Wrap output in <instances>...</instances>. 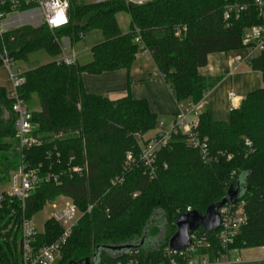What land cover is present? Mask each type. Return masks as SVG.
Returning <instances> with one entry per match:
<instances>
[{
	"label": "trees",
	"instance_id": "trees-1",
	"mask_svg": "<svg viewBox=\"0 0 264 264\" xmlns=\"http://www.w3.org/2000/svg\"><path fill=\"white\" fill-rule=\"evenodd\" d=\"M235 4L248 9L226 18L227 5ZM121 12L130 15L129 31L121 29ZM262 13L264 0H154L143 5L76 0L66 28L52 31L46 24L26 25L5 34L0 50L5 45L15 61H28L40 51L57 58L63 52V38L74 43L92 29L105 36L91 48L93 59L87 64L69 66L54 60L22 73L20 96L28 104L37 96L41 105L33 117L40 145L25 150L23 159L42 174H63L61 184L42 183L35 189L26 215L33 219L61 196L82 212L57 264L86 258L91 264H117L135 249L117 252L106 246H138L144 238V246L136 249L147 260L160 261L175 234L177 218L190 210L205 214L244 173L249 187L243 199L247 222L232 247L242 251L264 248V86L248 94L240 107L231 111L228 122L214 120L208 110L200 114L197 130L208 140L211 162H205L180 134L159 152L155 179L139 168L115 185L113 180L123 175L127 152L137 148L136 135L149 136L155 131L158 116L146 99L128 95L111 100L89 93L83 80L84 74L129 71L137 55L148 51L176 100L200 104L220 81L200 74L208 57L245 49L246 31L264 25ZM251 68L261 74L264 83V51ZM1 106L8 107L13 117L12 122H5L0 111V182L6 183L22 155L17 150L13 161L8 155L16 140V115L5 87H0ZM77 166L86 167L83 174L71 171ZM3 195L0 231L10 223L12 228L5 240L0 235V264H20L21 205ZM90 205L94 208L88 213ZM152 229L155 235H149ZM63 232L54 218L49 219L37 236V246L53 243ZM208 240L210 246L200 252L213 257L220 244L215 234H208Z\"/></svg>",
	"mask_w": 264,
	"mask_h": 264
},
{
	"label": "built area",
	"instance_id": "built-area-1",
	"mask_svg": "<svg viewBox=\"0 0 264 264\" xmlns=\"http://www.w3.org/2000/svg\"><path fill=\"white\" fill-rule=\"evenodd\" d=\"M76 0H0V41L5 34L10 31L9 20L15 15L40 12L42 24H46L50 30L56 31L66 28L70 25V10L73 2ZM87 4H102L105 2H121L126 5H143L154 0H77ZM260 6L262 2H258ZM66 5V6H65ZM246 5H227L226 18H230L232 13L240 15L246 11ZM61 13L66 17V22L62 20ZM264 18V13L261 14ZM85 39V34L80 35ZM138 41L139 38H138ZM63 54L58 59L66 65H75L77 55L73 52ZM245 49L248 51L244 59H236V66L246 63L251 67L252 61L260 56L264 51V25H256L248 29L244 38ZM68 47V46H67ZM68 49H70L68 47ZM0 62L2 66L10 72L12 87L9 91V99L12 101V109L16 115L15 128L16 139L18 140L17 150L22 155V161L19 167L11 173V190L9 197L18 201L21 205V241H20V264H57L62 248L67 243L68 238L77 226L82 212L80 208L70 201L62 212L57 213L53 218L63 229V235L49 245L37 246V236L40 233L35 226L33 219L26 215L28 202L35 189L42 183H62L63 174L48 172L42 174L40 169L29 168L24 161L23 153L37 145H40L39 137L35 134L37 125L33 122L34 111L28 107V103L20 96L19 88L23 85V72L14 73L12 71L16 61L12 58L9 50L3 45L0 50ZM234 72H229L232 76ZM241 98L235 92L230 93L232 107L236 108ZM179 112L175 120L166 125L160 122L158 130L154 135L143 136L136 135L137 148L127 152L124 163L123 175L113 180L115 185L122 184L125 180L124 175L129 172L143 168L145 174L151 179L157 177V158L159 152L166 148L175 136L183 134L187 137L188 145L197 149L205 162H211L210 147L208 140L202 138L198 132L200 122L199 104L192 102H178ZM250 145V143H247ZM86 167L77 166L72 168V172L83 174ZM55 206V205H54ZM94 205L88 207L90 213ZM223 214V225L216 232V238L220 248L213 257L210 254L201 253V248L209 247L208 233L201 234L198 229L192 235V244L190 247L176 251L169 245L165 248L160 261L147 260L144 258L140 249L133 250L128 256L119 260L117 264H261L264 260H245L242 256V250L233 248L235 238L241 228L247 222L244 201L237 204H230L221 210ZM264 249V248H263Z\"/></svg>",
	"mask_w": 264,
	"mask_h": 264
},
{
	"label": "crops",
	"instance_id": "crops-1",
	"mask_svg": "<svg viewBox=\"0 0 264 264\" xmlns=\"http://www.w3.org/2000/svg\"><path fill=\"white\" fill-rule=\"evenodd\" d=\"M40 20L41 14L36 11L13 16L9 20L8 26L10 30L26 24L38 27L42 25ZM65 39L67 46L71 50V46L74 43L71 42L69 37ZM244 50V53H240L239 50L229 53L211 54L208 57L207 66L200 69L202 76L220 79L199 104V111L202 113L208 110L216 121L226 122L230 118L231 111L239 108L246 96L256 90L254 86H257V84L253 83L255 81L253 76L261 74L252 70L246 63L236 66V59H244L247 56L248 51ZM229 72H234V74L230 76ZM83 80L89 93L102 95L111 100H118L128 95L135 99H146L153 112L158 116V122H164L166 125L171 124L179 112L173 89L160 74L155 61L148 51H143V53L137 55L136 61L129 71L118 70L100 75L84 74ZM0 87H5L2 85L1 80ZM5 88L9 90L7 87ZM231 92H235L241 98L236 108L232 107ZM257 259L264 260V258Z\"/></svg>",
	"mask_w": 264,
	"mask_h": 264
},
{
	"label": "rangeland",
	"instance_id": "rangeland-1",
	"mask_svg": "<svg viewBox=\"0 0 264 264\" xmlns=\"http://www.w3.org/2000/svg\"><path fill=\"white\" fill-rule=\"evenodd\" d=\"M88 2H91V0H88ZM118 20L119 24L121 26V29L124 31H129L130 28V22L131 18L130 15L127 12H121L118 14ZM42 23V20H40ZM27 25V24H26ZM26 25H21V26H26ZM40 25V24H39ZM20 26V27H21ZM32 26V25H30ZM34 27V26H33ZM85 39H81L79 41L74 42L72 49H68L67 44H66V39H62V45L64 47V52L65 54H71L75 53L77 55V61L78 64L84 65L87 64L89 61L92 59V52L91 48L105 40L104 33L99 30V29H92L89 30L85 33ZM244 49L240 50V53H244ZM143 52H140L141 54ZM63 54V52H62ZM60 58H53L51 57L46 51H40L37 52L29 57L28 61L24 60H19L16 61L15 65L12 68V71L14 73L20 72H25L29 69H34L40 65L49 63L54 60H58ZM253 80H255L253 83L257 84L255 89H261L264 86L263 80L261 78V75L257 74L253 76ZM0 80L2 81V85L7 87L9 90L12 87L11 79H10V72L7 68L4 66H0ZM257 81V82H256ZM255 90V91H256ZM28 107L31 109V111H39L41 109L40 101L37 96L33 97V100L30 104H28ZM1 115L2 119L5 120V122H12V114L9 110L8 107L1 106ZM160 120V119H159ZM230 118L226 122H228ZM160 121L158 122V124ZM10 124V123H9ZM158 128L153 131L150 135H154L157 132ZM9 141V139L7 140ZM18 140L16 139L13 143L14 146H12L11 151L8 153V155L11 158V161L15 159V153H17V147H18ZM11 190V182L8 181L6 183L0 182V191L2 193L9 194ZM70 199L61 196L59 197L54 204H48L42 211L38 212L37 214L34 215L33 217V222L35 226L37 227L39 232H44L45 230V223L53 218L57 213L62 212L67 203H70ZM55 205V206H54ZM12 224L10 223L9 225H6L3 227V229L0 231V235L2 239H6L7 237L5 234L12 228ZM177 232V227L175 226V233ZM156 230H151L149 235H155ZM21 241V232L19 233V240L18 242ZM20 243V242H19ZM242 255L244 258L247 259H257V258H264V249L263 248H254V249H247L243 250ZM264 264V263H261Z\"/></svg>",
	"mask_w": 264,
	"mask_h": 264
},
{
	"label": "water",
	"instance_id": "water-1",
	"mask_svg": "<svg viewBox=\"0 0 264 264\" xmlns=\"http://www.w3.org/2000/svg\"><path fill=\"white\" fill-rule=\"evenodd\" d=\"M234 180L229 186L226 196L217 203L210 204L205 214H201L197 210H190L180 215L176 220L177 232L171 237L169 246L176 251L190 247L192 244V235L198 229H203L208 234L216 233L223 225V214L221 210L230 204H237L242 201L247 193L249 187L246 183V176H244V182H240V177ZM4 201V195L0 191V208ZM145 238L138 246L134 245H122V246H106L108 250L123 252L130 251L136 248H142L144 246ZM68 264H91L90 258H86L81 261H70Z\"/></svg>",
	"mask_w": 264,
	"mask_h": 264
},
{
	"label": "clouds",
	"instance_id": "clouds-1",
	"mask_svg": "<svg viewBox=\"0 0 264 264\" xmlns=\"http://www.w3.org/2000/svg\"><path fill=\"white\" fill-rule=\"evenodd\" d=\"M66 6V5H65ZM61 19L64 20L66 22V17L63 15V13H61ZM247 173H244L241 177H240V182L243 183L244 182V176H246Z\"/></svg>",
	"mask_w": 264,
	"mask_h": 264
},
{
	"label": "snow or ice",
	"instance_id": "snow-or-ice-1",
	"mask_svg": "<svg viewBox=\"0 0 264 264\" xmlns=\"http://www.w3.org/2000/svg\"><path fill=\"white\" fill-rule=\"evenodd\" d=\"M61 22H62V19H61Z\"/></svg>",
	"mask_w": 264,
	"mask_h": 264
}]
</instances>
